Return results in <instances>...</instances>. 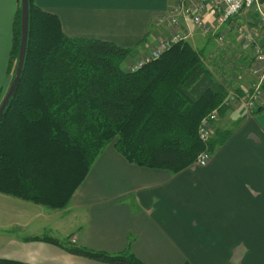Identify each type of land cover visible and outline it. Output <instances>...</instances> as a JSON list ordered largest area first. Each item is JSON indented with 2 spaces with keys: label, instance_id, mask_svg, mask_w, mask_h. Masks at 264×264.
<instances>
[{
  "label": "crops",
  "instance_id": "0c3cea01",
  "mask_svg": "<svg viewBox=\"0 0 264 264\" xmlns=\"http://www.w3.org/2000/svg\"><path fill=\"white\" fill-rule=\"evenodd\" d=\"M175 1L36 0L60 18L68 36L135 48L136 56L170 35L158 18L171 13ZM20 8L21 0H0V97L11 83ZM240 21L260 27L254 14L243 13ZM229 35V49L244 69L221 68V73L235 77L239 91H246L252 53ZM259 107L249 112L237 105L219 117L211 141L219 134L224 139L205 166L194 163L176 174L142 167L110 144L65 209L18 210L11 196L0 193V257L26 264H111L31 238L49 235L111 254L130 244L145 264H264V106Z\"/></svg>",
  "mask_w": 264,
  "mask_h": 264
},
{
  "label": "trees",
  "instance_id": "16d2710c",
  "mask_svg": "<svg viewBox=\"0 0 264 264\" xmlns=\"http://www.w3.org/2000/svg\"><path fill=\"white\" fill-rule=\"evenodd\" d=\"M29 13L21 80L0 122V193L64 209L110 144L130 163L173 174L195 163L204 150L199 123L226 96L204 49L181 41L131 72L125 63L133 48L68 36L60 18L36 0H29ZM21 37L22 8L14 25L11 83ZM227 110L221 109V115ZM223 139L219 134L216 143L210 141L211 154ZM31 238L111 264H145L130 244L111 254L69 239ZM0 264L26 263L0 257Z\"/></svg>",
  "mask_w": 264,
  "mask_h": 264
},
{
  "label": "built area",
  "instance_id": "2783aa9c",
  "mask_svg": "<svg viewBox=\"0 0 264 264\" xmlns=\"http://www.w3.org/2000/svg\"><path fill=\"white\" fill-rule=\"evenodd\" d=\"M243 13L254 14L261 27V36L255 28L248 23H242L240 17ZM160 24H166L170 29V35L160 43L157 50L128 68L135 72L147 63L158 60L170 49V47L181 41H188L196 30L201 31L208 38H214L220 42L226 40L227 35L233 33L241 44L252 49L253 63L246 68L253 76L258 77L259 82L251 88L250 92L238 93L226 85L228 95L222 104L212 112L204 116L198 127L199 140L204 145V150L197 156L195 163L200 166L208 164L211 158L209 142L213 135L215 123L219 119V110L225 106H231L243 102L244 108L249 112L256 109L262 102L264 84V0H176L171 13L159 17ZM224 61L219 65L225 70H243L244 66L234 59L224 67ZM246 94V95H245Z\"/></svg>",
  "mask_w": 264,
  "mask_h": 264
},
{
  "label": "rangeland",
  "instance_id": "374dc122",
  "mask_svg": "<svg viewBox=\"0 0 264 264\" xmlns=\"http://www.w3.org/2000/svg\"><path fill=\"white\" fill-rule=\"evenodd\" d=\"M159 20V18H158ZM258 34L260 33V30H261V27L257 26L256 28ZM200 33H197L193 38H189V42L190 44H192L194 47L196 48H204V52H205V57H206V64L207 66L211 69V71L213 72L214 76L216 77V79L222 84V85H226L227 87H229L231 90H234L238 93H244V91H239V87L238 85H236V82L233 83L232 81L235 79L234 78H231V79H228L226 77H223L222 73H221V66L219 65V62L221 61H224V62H227V63H233L234 62V59H236L238 62H242L240 56H238L236 53H233L229 48H232V39H231V35H227L226 37V40L222 43L220 42L219 40L217 39H214V38H208L209 36L208 35H203L201 33V31H199ZM166 33V31H165ZM195 34V32H194ZM168 37V36H167ZM166 38V37H164ZM164 38H161L158 40V42L156 43L155 46H153V48L150 49V51H147L146 53H144L143 55H138L136 56L135 54V48H133V54L130 58V60H128L125 65L127 66L126 68L128 69L129 66L132 67L135 62L137 61H140L141 59H143L144 57L148 56L151 54V52L153 50H157V48L160 46V43L164 40ZM238 40V39H237ZM145 41V40H144ZM143 41V42H144ZM239 41V40H238ZM146 42V41H145ZM206 42V43H205ZM205 44V46L203 47V45ZM173 46V45H172ZM171 46V47H172ZM238 46H241V43L239 42V45ZM170 47V48H171ZM247 52H251L252 53V50L251 48L247 50ZM162 57V56H161ZM253 63V60L251 59L249 64L246 65L245 67H249L251 66ZM247 73H249V71L247 70L246 71ZM251 78H250V81H249V86L248 88L246 89V94L247 92H250L253 88V86H255L258 82H259V79L258 77L256 76H253L251 73ZM238 82V81H237ZM224 87L225 90H226V96L228 95L227 93V87ZM264 86V84H263ZM263 93H264V87H263ZM245 94V95H246ZM225 96V97H226ZM1 100V99H0ZM223 102V101H222ZM222 104V103H221ZM220 104V105H221ZM219 105V106H220ZM237 105H241V106H244L243 102H238V104H235V105H231V106H225V107H222L221 109L223 108H226V109H230L232 107H235ZM261 105H264V95L262 97V102H260V104L258 105L261 106ZM218 106V107H219ZM257 107V108H258ZM256 108V109H257ZM217 109V108H216ZM221 109L219 110V116H221ZM256 109L252 110V112H254ZM251 112V111H250ZM115 147V146H114ZM105 150V149H104ZM3 194V193H2ZM3 196H7L6 194L3 195ZM11 196V195H9ZM8 197V196H7ZM11 199H14L15 201H13L12 203L13 204H16V208L18 210H40V208H42L43 210H57V209H48L47 207H45L44 205H37L35 203H32L30 201H27V200H24V199H21V198H18V197H14V196H11L9 197ZM29 204V205H28ZM68 207V206H67ZM66 207V208H67ZM65 209V208H64ZM61 210V209H60ZM60 227V226H59ZM59 236V235H58ZM63 236H61L62 238Z\"/></svg>",
  "mask_w": 264,
  "mask_h": 264
},
{
  "label": "water",
  "instance_id": "95a60500",
  "mask_svg": "<svg viewBox=\"0 0 264 264\" xmlns=\"http://www.w3.org/2000/svg\"><path fill=\"white\" fill-rule=\"evenodd\" d=\"M21 8H22V37H21L20 50H19V59L16 68L15 77L12 83L10 84L4 96V99L2 100V103L0 105V122L2 120L4 110L9 104L10 99L14 95L21 80L26 53H27V45H28V37H29V19H30L29 0H21Z\"/></svg>",
  "mask_w": 264,
  "mask_h": 264
},
{
  "label": "bare ground",
  "instance_id": "6f19581e",
  "mask_svg": "<svg viewBox=\"0 0 264 264\" xmlns=\"http://www.w3.org/2000/svg\"><path fill=\"white\" fill-rule=\"evenodd\" d=\"M220 117V116H219ZM215 129V128H214ZM213 135H214V132H213ZM213 135H212V137H211V139L213 138ZM199 138V137H198ZM211 139H210V141H211ZM209 144H210V142H209ZM212 155V154H211Z\"/></svg>",
  "mask_w": 264,
  "mask_h": 264
}]
</instances>
